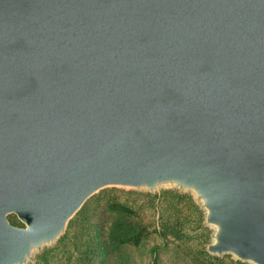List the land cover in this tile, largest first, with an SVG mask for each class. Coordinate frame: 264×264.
Returning <instances> with one entry per match:
<instances>
[{
  "label": "water",
  "instance_id": "1",
  "mask_svg": "<svg viewBox=\"0 0 264 264\" xmlns=\"http://www.w3.org/2000/svg\"><path fill=\"white\" fill-rule=\"evenodd\" d=\"M112 187L190 194L208 254L264 264V0H0V264Z\"/></svg>",
  "mask_w": 264,
  "mask_h": 264
},
{
  "label": "rangeland",
  "instance_id": "2",
  "mask_svg": "<svg viewBox=\"0 0 264 264\" xmlns=\"http://www.w3.org/2000/svg\"><path fill=\"white\" fill-rule=\"evenodd\" d=\"M101 190L89 197L70 219L64 234L54 244L45 247L42 252L36 253L34 263L29 264H78L87 253L83 241L92 235L94 239L90 248L94 249L93 259L95 262L100 261L102 257H96L98 248L96 240L103 239L108 229L109 214L104 210L105 199L108 196H114L117 201L136 208L140 213L141 220L146 223L156 225L161 216H178L184 224V235L181 238H175L172 235L163 237L158 232H153L141 245L137 247L125 246L118 252L110 254L108 258L104 259L105 264H193L189 260L187 251L205 248L211 240L212 228L203 224V212L200 210V215L188 201H180L171 198L168 194H162L165 189L152 193L158 196L153 200L147 196L130 194L126 191H106L105 194L100 195ZM97 196L98 198H96ZM82 209L84 212L78 216ZM71 220L75 221L74 224L72 223V227ZM94 223H100V233H96L98 225L93 232L91 227L85 233L87 224L94 226ZM69 224L70 227H68ZM14 225L22 224L19 221ZM186 248L188 250H185ZM90 254L91 252L88 253V257ZM230 258L236 260L233 256L227 257L224 261L225 264H232Z\"/></svg>",
  "mask_w": 264,
  "mask_h": 264
},
{
  "label": "trees",
  "instance_id": "3",
  "mask_svg": "<svg viewBox=\"0 0 264 264\" xmlns=\"http://www.w3.org/2000/svg\"><path fill=\"white\" fill-rule=\"evenodd\" d=\"M111 192V191H126L130 194H136V195H143L147 196L149 199H155L158 196L156 194L152 193H138L134 192L133 190H123L120 188H106L101 190V194H105V192ZM162 194H168L171 198L180 200V201H188L190 204L198 210V212L201 215L200 208L198 205L194 202L193 198L188 193H179L176 190L173 189H165L162 191ZM106 196V195H105ZM98 198V196L96 197ZM105 211L109 214V220L107 221V232L105 237L99 238L96 240V243L98 244L96 257H102L101 260L98 262H95L93 259V253L94 249L91 247V242L93 241L94 237L88 236V239H85L83 241V246L86 253V256H84L78 264H105L104 259L108 258L110 254L114 252H118L125 246H134L137 247L141 245L153 232H158L163 237H167L168 235H172L175 238H181L184 235V224L181 221V218L178 216H161V219L157 220V226L150 223H146L140 218L139 211L127 204H124L122 202L117 201L114 196H108L105 199L104 203ZM84 211L83 209L81 212H79L78 216L82 214ZM165 217V218H164ZM11 223H19L17 217L13 214L8 216ZM75 223V221L71 220V227ZM105 223V222H104ZM94 226H88L86 228L87 233L89 231V228H91V231L93 232L94 228L100 223H94ZM70 227V224L69 226ZM86 227V225H85ZM100 228L97 230V234L100 233ZM103 234V232H101ZM99 237H101L99 235ZM185 250H188L187 248ZM91 252L90 257H88V253ZM188 252V253H187ZM186 253L189 256V260L193 262V264H225V258H229L230 256H223L218 257L214 255H210L206 252L205 248H199L197 250H188ZM231 259V258H230ZM232 264H249L240 262L238 260L231 259Z\"/></svg>",
  "mask_w": 264,
  "mask_h": 264
}]
</instances>
